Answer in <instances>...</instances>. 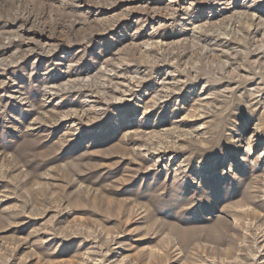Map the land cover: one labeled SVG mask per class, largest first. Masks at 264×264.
Listing matches in <instances>:
<instances>
[{
  "label": "rangeland",
  "instance_id": "rangeland-1",
  "mask_svg": "<svg viewBox=\"0 0 264 264\" xmlns=\"http://www.w3.org/2000/svg\"><path fill=\"white\" fill-rule=\"evenodd\" d=\"M0 264H264V0H0Z\"/></svg>",
  "mask_w": 264,
  "mask_h": 264
}]
</instances>
